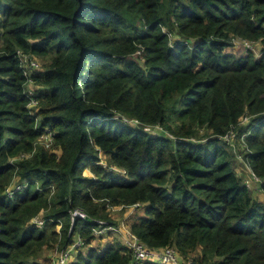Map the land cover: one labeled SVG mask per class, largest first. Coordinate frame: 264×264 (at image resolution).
Returning <instances> with one entry per match:
<instances>
[{"label": "trees", "instance_id": "trees-1", "mask_svg": "<svg viewBox=\"0 0 264 264\" xmlns=\"http://www.w3.org/2000/svg\"><path fill=\"white\" fill-rule=\"evenodd\" d=\"M19 51L43 61L34 106ZM232 128L264 191V0H0V264H43L75 234L92 247L71 264H130L124 241L94 247L119 231L72 213L121 226L111 211L140 206L129 226L150 247L264 264V202L221 139Z\"/></svg>", "mask_w": 264, "mask_h": 264}, {"label": "built area", "instance_id": "built-area-1", "mask_svg": "<svg viewBox=\"0 0 264 264\" xmlns=\"http://www.w3.org/2000/svg\"><path fill=\"white\" fill-rule=\"evenodd\" d=\"M236 45L240 46L241 42L236 41ZM245 45L247 46V48L254 50V48H253L254 43L246 42ZM18 54L20 57L22 67L24 68V74L27 77L26 91L28 92V94L32 98V103L30 104V106H34V105H36V101L33 100L34 91L28 90L27 88H28L29 84L30 85L33 84L31 76H32L34 71H38V66H37V63H36V61L32 55L26 54L22 51H19ZM123 120L132 124V125H138L137 120L127 119L126 117H124ZM243 120H244V118H243ZM235 128H232L230 131H228L223 137H221V139H223V141H225L230 146V149L233 150L235 157L237 159L239 158L240 160H242L244 157V154H242L243 152L241 153L240 150L242 147L244 150L247 148V146L245 144V136L246 135L243 134L240 136V138H238V133H237ZM145 130L148 132H151L153 135H156L158 132H160L161 126H159V125H156L155 127L154 126H151V127L146 126ZM52 140H53L52 136L49 133H46L43 135L42 141H43V143H45L47 145V147L51 146ZM237 140L240 143L238 146L236 144ZM237 154H238V157H237ZM237 159H236V161H237ZM102 163L104 165H107L106 163H104L103 160H102ZM242 164L244 165V168L242 170L244 172L247 171L248 174L254 180L259 181L261 184L262 179L259 176H257V174L253 171V169L251 168L250 164L245 159V157L242 161ZM113 169L115 171H120L122 174L126 173L125 170H119L115 167ZM245 182L247 184L250 181L247 179ZM11 184L13 186H10ZM11 184L8 185L6 190H5V194L8 195L9 197H12L15 192L22 190L26 186V183L13 184V182H12ZM120 209L121 208H116V209L114 208V210H120ZM86 216H87V214H85L81 210H75L72 213L73 219L75 217H80L82 219H85ZM33 222L42 228L45 225V219L43 218V214L41 213L40 215L36 216L33 219ZM96 223L99 224V228H96L94 230V234L96 236H100L102 234H107L108 230L112 231V232L122 231V234L125 237L124 242H125L127 248L129 249V252L133 258V260L130 262V264H143V263L149 262V261L150 262H157L160 264H196L193 261V258L185 257L172 245H168L165 247H156V248L148 246L146 243H144L142 240H140L139 237L134 235L131 232L130 228L126 227V223H124V221L122 222L123 224H121V226L109 225L104 220H96ZM60 228H61V225H57V230L59 232H60ZM82 247H84L83 240L80 238V236H77V238H75L74 242L71 245H69L67 248L58 252V255L55 259V264H71V261L73 260V258H72L73 252L74 251L78 252L79 250H81Z\"/></svg>", "mask_w": 264, "mask_h": 264}, {"label": "rangeland", "instance_id": "rangeland-1", "mask_svg": "<svg viewBox=\"0 0 264 264\" xmlns=\"http://www.w3.org/2000/svg\"><path fill=\"white\" fill-rule=\"evenodd\" d=\"M236 48H238V47H236ZM253 48L255 49V54L256 55H259L260 54V52H261V48H262V46H260V44H256V46L255 45H253ZM34 59H35V61H36V63H37V66H38V70L40 71V70H42L43 69V61L41 60V59H39V58H35L34 57ZM28 90H32V91H34L35 92V90L37 89L36 88V86L35 85H33V84H29L28 85V88H27ZM249 121V117H245L244 118V120H243V122H241V124H243V123H247ZM204 132H205V130H203V129H201L200 130V134L199 135H201V136H203L204 135ZM195 141H197L196 140V138H195ZM236 144H237V146L240 144L239 143V141L237 140L236 141ZM230 150H232V149H230ZM241 153L244 151V149H243V147L241 148ZM232 152H233V150H232ZM234 153V152H233ZM245 152H243L242 154H244ZM240 154V153H239ZM237 157H238V154H237ZM245 157V156H244ZM244 157H243V159H244ZM102 159L105 161V162H107L108 163V161H107V159H106V157L104 156V157H102ZM236 157H234V164H235V166L237 167L236 169L237 170H241L242 171V169L244 168V165L242 164V161H243V159L242 160H240L239 158L237 159V161H236ZM237 162V163H236ZM241 173H244V174H247V179L250 181V183H252L253 185L254 184H258L259 186L261 185L260 184V182L259 181H256V180H254L249 174H248V172L246 171V172H241ZM16 183H18V181L17 180H15V181H13V184H16ZM10 186H13L12 184L10 185ZM13 188V187H12ZM141 207V206H140ZM137 208V207H135V209L134 208H130V209H128L127 211H124V210H116V211H111V214H112V216H113V219H114V221H116L117 223H118V225L121 223V222H123V221H126V223H128L129 224V220L132 218V217H135V216H138L139 214H141L142 212H143V210L141 209V208ZM130 211V212H129ZM74 237L75 238H77V234H75L74 235ZM116 240H119L120 241V236H117V237H115L114 239L112 238V240L110 239V242H115ZM95 244V248H98V249H101V246H103L104 244H106L104 241L103 242H97V243H94ZM92 247V246H91ZM91 247H82L81 248V252H82V254L84 255V256H86L87 255V253H88V250L91 248ZM78 252L77 251H74L73 252V256H72V258H73V260H76L77 258V254ZM194 256V255H193ZM71 258V259H72Z\"/></svg>", "mask_w": 264, "mask_h": 264}, {"label": "crops", "instance_id": "crops-1", "mask_svg": "<svg viewBox=\"0 0 264 264\" xmlns=\"http://www.w3.org/2000/svg\"><path fill=\"white\" fill-rule=\"evenodd\" d=\"M237 163V162H236ZM237 168V167H236ZM243 171V170H242ZM241 170H237V173L242 177L244 178V180L246 181L247 180V174H244V173H241L242 172ZM244 172V171H243ZM247 185L250 187V189L252 190L253 192V195L256 197V198H259L261 201L264 202V191L261 189V185L259 186L258 184H252V183H247ZM124 223H126V221H124ZM123 224V223H122ZM126 227L127 228H130L129 224L126 223ZM117 236H120V240L121 241H124V236L122 234V231L118 232V233H115V235H112L111 236H104L102 237L101 239L99 240H96V243L97 242H105L106 244H104L103 246H101V249H104L106 248L107 245H109L110 243V239L112 240V238L114 239L115 237ZM95 245V244H94ZM58 252L56 249L54 250H44L41 255L39 256V261L43 264H55V259L58 255Z\"/></svg>", "mask_w": 264, "mask_h": 264}, {"label": "water", "instance_id": "water-1", "mask_svg": "<svg viewBox=\"0 0 264 264\" xmlns=\"http://www.w3.org/2000/svg\"><path fill=\"white\" fill-rule=\"evenodd\" d=\"M85 219H86L87 221H89V222H92V223H95V222H96V220L93 219V218H91L90 216H86Z\"/></svg>", "mask_w": 264, "mask_h": 264}]
</instances>
